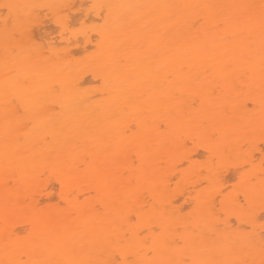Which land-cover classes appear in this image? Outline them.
I'll return each mask as SVG.
<instances>
[{
  "label": "bare ground",
  "instance_id": "1",
  "mask_svg": "<svg viewBox=\"0 0 264 264\" xmlns=\"http://www.w3.org/2000/svg\"><path fill=\"white\" fill-rule=\"evenodd\" d=\"M0 264H264V0H0Z\"/></svg>",
  "mask_w": 264,
  "mask_h": 264
},
{
  "label": "rangeland",
  "instance_id": "2",
  "mask_svg": "<svg viewBox=\"0 0 264 264\" xmlns=\"http://www.w3.org/2000/svg\"><path fill=\"white\" fill-rule=\"evenodd\" d=\"M89 3H85L77 10H67L68 14V29L63 34L64 37L60 36V26L54 20V17L47 11L40 12L39 23L36 29L39 30L38 39L40 42L52 46L54 49L59 51L72 52L75 49V54L78 57H85L96 50V45L89 44L82 47L83 39L80 31L84 30L88 34L91 33L92 28L97 27L101 24V19L94 16L92 12L86 13V9ZM62 37V39L60 38ZM95 35H92L91 39H95ZM72 49V50H71ZM92 75V73H89ZM90 77V76H89ZM99 83V82H98ZM97 82H91L88 85L92 88L99 85ZM204 159V158H202ZM235 179L234 181H236ZM186 208L185 211H188Z\"/></svg>",
  "mask_w": 264,
  "mask_h": 264
}]
</instances>
